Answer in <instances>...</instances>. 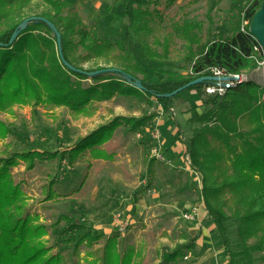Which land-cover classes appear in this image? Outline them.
I'll return each instance as SVG.
<instances>
[{
    "label": "trees",
    "instance_id": "1",
    "mask_svg": "<svg viewBox=\"0 0 264 264\" xmlns=\"http://www.w3.org/2000/svg\"><path fill=\"white\" fill-rule=\"evenodd\" d=\"M32 1L0 0V112L14 113L17 105L47 109L64 106L74 118L89 117L94 114L96 103L116 94H147L169 113L180 94L194 91L200 104L190 109L191 132L186 136L178 129L177 140L184 147L183 155L188 157L190 168L200 177V186L195 182L207 221L222 245L226 264H264V88L251 81L228 89L223 96L204 92V87L213 82L208 71L212 66L226 68L230 73L257 66L252 55L254 46L260 43L250 24L264 0L233 1L231 27L218 39L203 38L200 24L189 17L187 6L191 1L127 0L124 14L118 19L124 18L123 26L130 37L161 32L154 36V44L163 53L148 42L142 43L147 60L167 56L176 38L187 43V72L170 71L160 81L149 80L146 64L125 42L100 36L103 16L94 11L90 24L83 20L78 8L81 0L76 8H72L70 0H41L62 23L58 25L52 16H41L61 34L64 58L76 70L68 68L60 58L57 36L45 21H31L20 29L26 19L21 14ZM176 4L177 11L170 14ZM242 18L248 21L244 31ZM165 21L169 23L163 26ZM16 30L19 34L11 42ZM96 58L118 65L111 72L118 77L108 79V73L90 77V72L102 68L79 66L80 62ZM190 68L193 73L188 71ZM125 75L133 81L140 80L142 88L128 83ZM88 78L97 82L85 85ZM199 78L205 81L170 98L165 96ZM148 118L116 117L69 148L60 147L64 131H51L22 149H13L10 144L0 148V264H81V260L87 264H143V253L136 247L128 246L120 252L118 234L88 232L87 224L74 218L65 217L67 226L53 227L50 233L37 223L38 216L29 212L26 195L14 182L10 168L22 160L31 170L42 159H57L72 166L86 148H90L94 158L109 159L111 155L95 145L109 141L120 123L138 130ZM10 131L9 124L0 118V139H5ZM158 160H149L145 189L151 185L153 166ZM52 184L47 189L49 200L57 196ZM145 189L134 194L135 202ZM60 244L64 247L57 249ZM194 247L195 241L178 243L165 254L161 264L181 257L184 249L193 251Z\"/></svg>",
    "mask_w": 264,
    "mask_h": 264
},
{
    "label": "rangeland",
    "instance_id": "2",
    "mask_svg": "<svg viewBox=\"0 0 264 264\" xmlns=\"http://www.w3.org/2000/svg\"><path fill=\"white\" fill-rule=\"evenodd\" d=\"M70 1L72 8L78 7V0ZM181 1L179 0L180 3ZM184 1H191V5L187 6L189 17L200 24L204 39L208 36L218 39L227 33L232 24L231 13H234L231 11V3L245 2ZM81 3L78 8L83 20L90 24L91 13L94 11L103 16L100 36L125 42L127 48L146 64L150 81H160L170 71L187 72L184 68V56L188 52V46L180 38L174 40L167 56L147 60L142 43L148 42L160 54L163 53V49L154 44V36L161 32L130 37L123 26L124 18L118 19L124 14L127 0H81ZM177 7L178 4L171 8L170 14L175 13ZM44 14L54 18L46 4L41 0H34L21 15L29 18ZM54 19L58 25L62 24L59 18ZM168 23L163 22V26ZM260 57L262 56L259 55L258 59ZM79 66L85 69L118 67L104 58L80 62ZM244 72L250 76L251 81L264 88V64L257 63L255 68L245 69ZM105 75L108 79L118 77L111 72ZM96 82L88 78L83 83L90 85ZM198 98L195 92L186 90L167 113L162 103L147 94H116L110 100L96 103L92 116L79 118H74L64 106L47 109L43 106L17 105L14 113L0 112V118L9 124L11 130L5 139H0V148L10 144L13 149H22L34 139L44 138L51 131L59 134L64 131L60 147L69 148L116 117L148 116V121L142 128L130 130L126 124L120 123L109 141L95 145L110 154L109 159L94 158L90 155V148H86L72 166L57 159H42L35 163L33 169L28 170L25 162L19 160L10 168V172L14 182L21 186L26 195L29 212L37 215V223L47 227L50 233L53 227L60 229L67 226L65 217H70L86 223L88 232L118 234L120 252L123 253L128 246L136 247L143 253V264H161L165 254L168 255L178 243L193 241V251L184 249L181 257L165 264H226L224 250L218 243L210 222L206 218H200L199 222L185 218L186 214L200 204L193 173L175 165L176 160H158L153 166L151 185L145 189L149 160L155 157V147L158 148L160 144L161 153H170L171 157L174 155L171 153H179L178 156L183 157L180 153H183L184 147L177 140L178 129L186 136L190 134L188 119L194 104L190 102H196ZM157 131L161 136L156 140L153 135ZM52 144L56 143L52 140ZM177 146H180L179 150ZM169 150L171 151L168 152ZM89 162L91 167L88 169ZM51 183L57 196L49 200L47 189ZM142 189L145 190L135 202L134 194ZM121 226H125L123 232L120 230ZM63 247L60 244L57 249ZM83 255L84 252H81V257ZM81 264L87 262L81 260Z\"/></svg>",
    "mask_w": 264,
    "mask_h": 264
},
{
    "label": "built area",
    "instance_id": "3",
    "mask_svg": "<svg viewBox=\"0 0 264 264\" xmlns=\"http://www.w3.org/2000/svg\"><path fill=\"white\" fill-rule=\"evenodd\" d=\"M247 25H248V21L242 18V23H241L242 31L245 30V26ZM259 55L262 56L260 57V59H258ZM252 57L255 59L256 64L257 63L264 64V51H263L261 44L254 46ZM208 71L213 81L212 83L207 84L204 87V92L208 95L223 96L226 94L228 89L235 88V87H238L239 85L251 82L250 76L246 74L244 70L237 72V73H230L229 71H227L226 68H223L220 66H212L208 69ZM189 72L193 73L191 68L189 69ZM160 136H161V133H159L158 131L153 135V137L156 138V140L159 139ZM153 152H154V156L157 159L164 160V156L160 152V144L158 148L155 147L153 149ZM186 165L190 169V171L196 176V179L200 186V177L197 173L193 172V170L190 168V161L188 157H186ZM197 215H198L197 208H193L190 213L185 215V218L187 220H194L197 217ZM124 228L125 226H121L120 230L123 232Z\"/></svg>",
    "mask_w": 264,
    "mask_h": 264
},
{
    "label": "water",
    "instance_id": "4",
    "mask_svg": "<svg viewBox=\"0 0 264 264\" xmlns=\"http://www.w3.org/2000/svg\"><path fill=\"white\" fill-rule=\"evenodd\" d=\"M39 20L45 21L49 25L51 30L56 34L57 42H58L59 55H60V58H61L63 64L72 70H76V68H74L70 63H68L65 60L64 55H63V51H62V46H61V34L58 32L56 26L52 22H50L49 20H47L46 18H43V17H29V18H26L22 21V23L20 24V29L21 30L25 29L31 21H39ZM250 30H251L252 34L256 37L258 42L261 44L263 51H264V2L262 4L261 8L253 16L251 24H250ZM18 34H19V31L16 30L12 36L11 42L15 40V38L17 37ZM114 70H115L114 68H102V69L90 72L89 76L93 77V76L103 74V73L114 72ZM125 77L127 78L128 83L132 84L133 86H135L137 88H140V89L142 88V84H141L140 80L133 81V79L130 75H125ZM204 81H205V78L196 79V80L190 82L188 85H185V86L179 88L178 90H176L172 93L166 94L165 96L170 98V97L184 91L189 86L198 85Z\"/></svg>",
    "mask_w": 264,
    "mask_h": 264
},
{
    "label": "crops",
    "instance_id": "5",
    "mask_svg": "<svg viewBox=\"0 0 264 264\" xmlns=\"http://www.w3.org/2000/svg\"><path fill=\"white\" fill-rule=\"evenodd\" d=\"M189 92H194V91H189ZM190 103H194L193 105H199L200 104V100L199 99H197L196 100V102H190ZM179 142V141H178ZM176 144V143H175ZM181 144V143H180ZM179 145V144H178ZM182 145V144H181ZM172 146H174V144L172 145ZM183 146V145H182ZM179 147L180 146H177V150H179ZM181 149H182V147H181ZM184 150V149H183ZM171 150H169L168 152H170ZM173 156L171 157V155H170V153H167V155H165V154H163L162 153V155L164 156V160L163 161H168V162H171V161H175L176 163H175V165H177V166H180L182 169H187L188 170V172L189 173H191L192 174V172L190 171V169L187 167V165H186V156H184L183 155V153H180V154H182V158L180 157V156H178V154L179 153H171ZM91 155V154H90ZM194 180L195 181H197V179H196V176H194ZM198 182V181H197ZM199 184V183H198ZM197 208V207H196ZM197 211H198V215H197V217L194 219V220H197L198 222L199 221H201L200 220V218L201 219H203V218H206V220H207V215H206V211L204 210V208L202 207V204L200 203L199 204V206H198V208H197ZM208 222V221H207ZM212 228H213V226H212Z\"/></svg>",
    "mask_w": 264,
    "mask_h": 264
}]
</instances>
